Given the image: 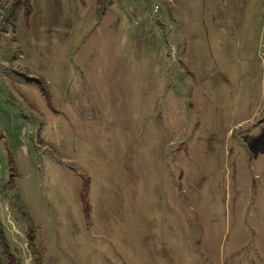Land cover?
<instances>
[{
  "label": "rangeland",
  "instance_id": "obj_1",
  "mask_svg": "<svg viewBox=\"0 0 264 264\" xmlns=\"http://www.w3.org/2000/svg\"><path fill=\"white\" fill-rule=\"evenodd\" d=\"M32 9L0 35V232L16 263L34 264L9 158L44 264H264V0ZM10 63L47 81L52 108Z\"/></svg>",
  "mask_w": 264,
  "mask_h": 264
},
{
  "label": "trees",
  "instance_id": "obj_2",
  "mask_svg": "<svg viewBox=\"0 0 264 264\" xmlns=\"http://www.w3.org/2000/svg\"><path fill=\"white\" fill-rule=\"evenodd\" d=\"M0 10L2 12V18L0 20V35L8 34L10 30H13L16 25L17 17L20 13L27 23L30 15L32 14V0H0ZM17 48V47H16ZM15 48V49H16ZM17 50V49H16ZM18 51V50H17ZM10 66L14 68V73L21 78L25 84L34 85L38 88L40 95L45 99L46 103L50 108L52 105V97L48 87L47 81L39 74L31 72L26 67H15L14 63H10ZM10 157V156H9ZM8 165L10 170V177L6 181V187L10 190L12 195V200L14 202L15 208L19 212L22 220L26 224V247L29 251L30 257L34 264H44L42 256L36 246V228L35 225L29 216L27 210L24 207V204L20 198L18 191L15 188V177L14 173V164L11 158L8 159ZM85 188L81 193V201L84 204V212L87 211L88 201L84 196V192L87 189V185H84ZM86 204V207H85ZM86 208V210H85ZM0 245H1V257L2 262L5 264H17L14 260L12 254L10 253L9 247L7 245L6 239L2 236L0 232ZM1 264V263H0Z\"/></svg>",
  "mask_w": 264,
  "mask_h": 264
},
{
  "label": "built area",
  "instance_id": "obj_3",
  "mask_svg": "<svg viewBox=\"0 0 264 264\" xmlns=\"http://www.w3.org/2000/svg\"><path fill=\"white\" fill-rule=\"evenodd\" d=\"M0 3H1V1H0ZM1 11V10H0ZM1 18H2V12H0V20H1Z\"/></svg>",
  "mask_w": 264,
  "mask_h": 264
}]
</instances>
